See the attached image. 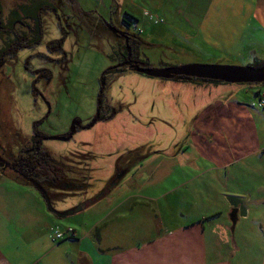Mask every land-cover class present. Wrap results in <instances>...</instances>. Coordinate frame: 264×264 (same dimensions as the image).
Here are the masks:
<instances>
[{
    "label": "crops",
    "instance_id": "1",
    "mask_svg": "<svg viewBox=\"0 0 264 264\" xmlns=\"http://www.w3.org/2000/svg\"><path fill=\"white\" fill-rule=\"evenodd\" d=\"M217 1L157 0L158 6L148 15L155 25L167 21L169 30L144 36V40L155 44L158 37H169L171 26L197 37L204 23L198 12L208 11ZM233 1L221 0L230 5ZM114 2L120 15L129 13L137 18V30L148 25L147 15L132 11L127 0ZM256 4L254 17L261 19L264 27V0ZM194 82L192 88L197 91L193 98L187 96L191 128L183 134L184 141H174L169 150H153L147 142L136 147H150L152 153L145 161L171 155L176 160L180 157L187 167H200L202 176L209 173L227 211V195L242 196L248 213L260 209L253 215L248 237L241 238L245 258L232 260L240 247L229 232L230 220H211L222 213L221 202L215 205L217 198L206 202L200 194H184L192 192L198 180L167 173L154 183L144 178L146 172L139 174L138 181L125 180L130 171L136 172L133 167L103 199L65 217L48 209L43 194L31 182L14 178L12 172L0 173V264H264V102L261 106L244 98L230 84ZM260 90L264 91V86ZM172 99L176 102L174 96ZM117 157L111 166L113 173ZM253 157L256 162H249ZM89 196L92 198L94 191ZM77 201L54 207L64 212ZM80 202L87 200L84 197ZM96 226L100 227L99 240L95 238ZM68 227L74 229L75 238H52V229L65 232Z\"/></svg>",
    "mask_w": 264,
    "mask_h": 264
},
{
    "label": "rangeland",
    "instance_id": "2",
    "mask_svg": "<svg viewBox=\"0 0 264 264\" xmlns=\"http://www.w3.org/2000/svg\"><path fill=\"white\" fill-rule=\"evenodd\" d=\"M12 1L3 0V3L8 4ZM260 1L262 0H236L230 5L228 2L218 0L208 11L198 12L199 20L202 19L204 23L198 28L197 37L189 34L184 35L181 27L171 26L172 33L169 34V37L173 39L160 36L165 38L158 37L154 41L155 44H146L145 42L141 48V61L150 62L149 64L156 66L189 62L264 65L263 21L254 17L256 9L254 6L257 5L256 2ZM74 2L80 9L90 12V15H101L104 19H108L112 10L116 12V16L121 14L114 0H74ZM127 2L132 11L147 15L148 25L144 28L141 27L143 32L140 36L143 39L144 36L148 37L152 33L156 35L169 30L167 21L158 22L159 24L155 25L152 22L153 19L151 20L148 15L149 12H154L153 9L158 6L157 0H127ZM76 5L74 8L79 11ZM67 14L69 15V12ZM78 17L84 18L82 13H78ZM70 18V21L75 20L73 17ZM46 29L44 40L38 49L48 58L50 54L46 51L45 43L50 39L63 37L61 49L69 58L67 62L65 55L59 56L61 63H58L56 70L57 75H60L59 81L57 78L55 85L52 84L46 91L38 85L42 92L34 95L31 75L20 67L22 59L20 58V64L14 66L12 73L13 85L7 88L10 91H6L10 97L3 93V96L0 95L1 114L4 122L11 125L13 136L17 133L14 131L18 129L27 138L34 128L44 131L48 136L60 135L69 130L75 118L86 122L96 114L100 90L104 86L105 107L111 105L113 108L116 107L115 109L118 106L121 108L112 118L97 121L90 128L79 127L69 140H59L53 137L42 139V145L55 158L65 155L74 156L79 153L89 157V159H85H87L88 174L91 175L89 180L92 186L85 192H78L75 193L76 195H68L63 200L55 201L53 206L56 203L64 206L84 197L88 202L91 198L89 195H92L93 191L95 196L104 192L106 186L112 187L113 185L111 188L113 190L119 180L132 169H126V173H122L120 179L114 180L116 184L113 181L109 182L115 173L111 167L112 165L114 167L115 157L127 148H134L147 142L149 145H153V150L158 148L169 150L174 141H179L180 138L181 143L184 141L183 134L189 133L188 130L191 128L192 122V118L190 119L192 108L187 96L193 98V91H197V88H192L194 81L150 77L133 70H125L120 75L116 73L105 75L104 79L107 82L102 85L101 77L114 63L113 48L116 47L119 39L113 34L110 36L105 34L103 38L108 39L106 41L98 34L88 33L81 23L76 21L69 29L64 28L67 31L64 33V30L62 31L56 25L55 19H47ZM138 32L140 33V31ZM25 53L27 54L28 51ZM38 59L39 57L32 58L31 63L37 66ZM47 61L46 64H48ZM226 84L233 85L234 89H237L244 98L247 97L250 101L254 100L259 103L258 92L264 84ZM173 96L176 102L172 99ZM35 121H37L36 124H34ZM261 137L264 138V134ZM146 150H150L147 145L144 146V151ZM261 155L264 156L263 153ZM170 156H164V160H160L159 156L149 158V161L144 160L137 167L135 166L136 172L130 171L125 176V180L136 179L138 181L140 180L139 174L145 172L147 175L144 178L154 183L164 176L166 178L167 173L175 178L182 176L184 179H192L193 182L198 180L197 186L192 185V192L186 193L185 191L184 194L192 193V197L195 193H197L196 195L200 194L207 199L206 202L214 201V198H217L215 205L221 202L222 213L212 217L211 220L216 217L218 222L229 219L230 210H226L224 197L219 201L215 191V181L209 176V173L202 176L200 167L194 164L187 167L186 163H181L180 157L176 160ZM249 162H256V158H251ZM114 169L116 170V162ZM109 173L113 174L108 178ZM195 175L198 179L195 178ZM129 181L134 183V180ZM149 192L153 193L152 190ZM77 195L81 197H76ZM101 199H103V195L94 202ZM80 200L74 205L82 203ZM206 202H202L201 205ZM259 212L260 209L256 208L247 216L240 217L234 233L229 231L231 237L232 235L235 237L238 249L242 241L241 238L248 237L250 233L249 228L255 220L253 215H258ZM58 230L63 232V229ZM52 238L60 239L54 234ZM230 254H227L228 257ZM246 254V247L241 246L240 250L234 252L232 260L240 261L245 258Z\"/></svg>",
    "mask_w": 264,
    "mask_h": 264
},
{
    "label": "flooded vegetation",
    "instance_id": "3",
    "mask_svg": "<svg viewBox=\"0 0 264 264\" xmlns=\"http://www.w3.org/2000/svg\"><path fill=\"white\" fill-rule=\"evenodd\" d=\"M18 1L13 0L11 3L4 4L3 0H0V95L3 93L7 97H10L6 91H10L7 88L13 85L12 73L14 72V66L20 64V58H22L20 67L31 75L34 95L42 92L40 88L46 91L52 84L54 86L57 78L59 81L60 75L58 76V72L56 71L58 63H61L59 56H66L65 52L61 49L63 37L53 38L45 43L46 51L50 54L48 58L38 49L47 31V19H55L56 25L62 31L64 30V33L67 32L64 28L69 29L76 21L77 23L80 22L88 33L98 34L102 38L105 34L109 36L113 34L119 39L118 44L113 48L115 55V58H113L114 63L103 73L101 82L102 80L105 83L107 82L104 78L111 74L107 73V71L112 68H115V71L118 70L115 72L117 75L122 74L125 70H131L128 68V64L125 63L127 60L130 62L136 61L141 64L150 63L141 61V48L146 41L140 36L136 27L137 24L128 18L126 13L116 16V12L112 10L108 19H104L101 15H90V12L80 9L74 0H54L51 4L37 3L38 0L25 4L24 8L21 7ZM75 5L79 11L74 8ZM68 12L69 15L67 14ZM77 12L82 13L84 18L80 19ZM70 17H73L75 20L72 19L70 21ZM119 31L125 32V35L119 33ZM103 39L106 40V38ZM25 51H28V53L26 54ZM34 57H39L37 66L31 63V59ZM66 58L68 62L69 58L67 56ZM46 61L48 64L45 63ZM64 66L66 67L67 63ZM104 89V86H102L96 114L91 116L86 122L75 118L72 123L74 131L71 132V125L69 130L63 134H74L79 127L90 128L97 121L110 119L121 110L120 106L117 109L111 105H106L105 107ZM46 102L48 103L47 100ZM4 121L1 114L0 97V157L2 158L0 161V172H12L24 176V173L22 174L20 171L23 164H21L22 161L19 156L39 152L42 147L46 148L42 145V139L49 138L50 136L37 128H34L27 135V138L18 129L14 131V133H17L13 136V132L10 129L11 125H8V122ZM25 175L28 178L31 177L26 173Z\"/></svg>",
    "mask_w": 264,
    "mask_h": 264
},
{
    "label": "trees",
    "instance_id": "4",
    "mask_svg": "<svg viewBox=\"0 0 264 264\" xmlns=\"http://www.w3.org/2000/svg\"><path fill=\"white\" fill-rule=\"evenodd\" d=\"M35 1L38 0H19L18 3L22 8H24L25 4L33 3ZM53 1L54 0H39L37 3L51 4ZM126 16L133 22L137 21V18H135L132 14L126 13ZM114 69L115 68H112L111 70L107 71V73H115L118 71H115ZM176 79L186 81L225 83L220 80H207L195 77H176ZM261 84H264V82ZM260 91L258 93H260ZM151 153L152 151L150 150L144 151V146L126 149L116 158V170L109 182H112L116 179L118 180V178L122 176L121 174L124 173L126 169L133 168L138 164H141L148 156L151 155ZM19 158L22 161L21 164H23L20 168L21 173H26L38 180L43 185L44 189L46 190V194L52 203L63 200L68 195L78 192H85L92 186L89 180L91 179V175L88 174L89 168L87 167V159H89L88 155L79 153L74 156L65 155L55 158L47 148L42 147L39 152L26 154L25 156H19ZM13 177L29 182L28 178H25L21 174L13 173ZM99 230L100 227L96 226L95 238L97 240L100 239ZM65 237L67 236H64L63 238ZM68 237L75 238L74 229H72L71 235Z\"/></svg>",
    "mask_w": 264,
    "mask_h": 264
},
{
    "label": "water",
    "instance_id": "5",
    "mask_svg": "<svg viewBox=\"0 0 264 264\" xmlns=\"http://www.w3.org/2000/svg\"><path fill=\"white\" fill-rule=\"evenodd\" d=\"M114 31L115 28L112 27ZM119 33L125 35V32L119 31ZM127 42V37H126ZM125 63L128 64V68L145 74L150 77L156 78H164V79H172L176 77H195V78H202V79H214L220 80L225 83H263L264 82V65H254V64H224V63H203V62H189L177 65H151V64H141L136 61L130 62L127 60ZM122 65V64H120ZM104 80H102V84ZM93 124V123H92ZM74 125L72 124L71 132L74 131ZM73 134H60L56 136H50L54 139L59 140H69ZM49 137V138H50ZM0 157V161H1ZM1 165V162H0ZM126 173V172H125ZM124 173V174H125ZM25 178H28L27 175L24 174ZM121 178V177H120ZM119 178V179H120ZM29 182L33 184L44 196L48 209L51 210L54 214L65 217L67 215L76 213L82 209H84L88 203L94 202L104 196L109 189L113 187L106 186L105 191L102 193H98L92 198L88 200V202H82L79 205L61 212L57 210L53 203L50 201L46 194V190L44 189L43 185L36 179L30 177L28 178ZM116 184L115 181H113ZM104 193V194H103ZM229 204H230V211H229V220L231 222L230 230L234 233L237 221L240 217H245L248 214V208L244 202L242 196L239 195H227L226 196ZM232 233V234H233Z\"/></svg>",
    "mask_w": 264,
    "mask_h": 264
},
{
    "label": "built area",
    "instance_id": "6",
    "mask_svg": "<svg viewBox=\"0 0 264 264\" xmlns=\"http://www.w3.org/2000/svg\"><path fill=\"white\" fill-rule=\"evenodd\" d=\"M138 31L142 32V30L139 28ZM264 102V91L261 93V99L259 102V105H263ZM72 228H67L65 232H59L58 229H52V235L54 234L56 237L62 239L64 236H70L71 235Z\"/></svg>",
    "mask_w": 264,
    "mask_h": 264
}]
</instances>
